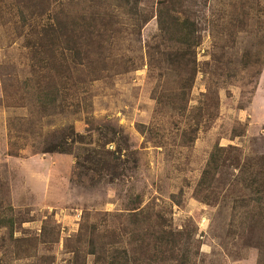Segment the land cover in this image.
<instances>
[{"label":"rangeland","instance_id":"1","mask_svg":"<svg viewBox=\"0 0 264 264\" xmlns=\"http://www.w3.org/2000/svg\"><path fill=\"white\" fill-rule=\"evenodd\" d=\"M158 1L140 0L125 28V0H0V264H68L78 249L99 264L88 238L137 264H175L155 239L162 227L193 232L190 264H264V211L224 187L229 169L197 187L218 144L264 154V0H186L200 44L184 98L183 78L150 63L149 47H171L155 16L144 22ZM69 39L88 54L79 63ZM164 93L191 113L207 103L191 147L190 119Z\"/></svg>","mask_w":264,"mask_h":264},{"label":"trees","instance_id":"2","mask_svg":"<svg viewBox=\"0 0 264 264\" xmlns=\"http://www.w3.org/2000/svg\"><path fill=\"white\" fill-rule=\"evenodd\" d=\"M60 1L61 0H58V2ZM139 2L140 0H125V3L129 5L127 13L130 14L131 21H133L131 22L129 19L126 20L124 25H122L125 26V28L129 27V25H136L134 23L135 20L137 21V18H139L138 13H140L138 8L140 4ZM154 16L157 18L159 29L167 37L166 41L171 43V47L169 49H163L160 45H154L153 48L149 47L148 53L151 58L150 63L165 62L166 68L170 70L171 73H177L183 78V84L179 92V97L184 98L188 91L190 92L193 87L196 72L198 71V64L195 56L197 46L200 44V35L198 33L200 21L198 18H192L190 16L186 7V0H159L155 14H153V16L146 15L144 22L149 21L151 17ZM50 28H54V25H50ZM112 42L114 41L111 40V43ZM66 43L68 44V49L71 51L74 49L69 56L73 62L79 63L81 55H88L85 51L82 54L81 51L76 49L74 44L75 42L70 39L67 40ZM107 46L108 45H106V47ZM40 59L41 61H48L46 57H40ZM40 64L43 65V67L46 66V68L50 69V71H58L55 64L50 65L48 62H41ZM53 75L54 74L49 72L47 74H43L42 76L49 80L53 77ZM59 84L60 82L57 79H52L51 85L53 88L52 91L50 90L49 92L55 93L57 90L56 92L60 93L61 89L59 88ZM40 96H42L44 102L41 100H39V102L45 106H49L47 103L51 104L52 102H55L54 97H52L53 95L50 93H44ZM163 96L164 97L160 100V103L169 100L173 109L181 113L183 117H189V126L187 128H183V139L181 141L182 143H186L185 145H189L191 147L197 138L199 126L204 115L202 109L207 105V103L200 106V108H196L191 113L192 110L188 108V105L176 104L170 94L164 93ZM174 97L176 98V95ZM186 99L187 97L185 100ZM211 115L212 118L215 117L214 113ZM237 150L238 148L233 145H216L210 153L207 164L203 170L202 179L199 181L197 187L204 188L206 186L207 188H210L213 179L218 177L221 174V171L224 172L226 169H229L231 172L230 178L223 182L224 187L228 184L229 187L232 188L239 187L240 190H247L249 193V200H252L256 208L264 211V154L254 156L252 158H242L238 154ZM48 151L54 150L50 149L44 152ZM11 154L18 155L17 153ZM172 197L175 198V196ZM240 197H243V195ZM242 199H244L242 203L236 202L233 209L238 210L244 208V206L248 204L246 198ZM207 201L209 200L207 199ZM132 213H134V218H138L142 215L143 210L134 209ZM237 215L238 213H236L234 217ZM8 221V226L11 227L13 235L14 220L11 218ZM162 230H164V232ZM81 232L80 236L84 237L86 232ZM154 233L155 232L153 231L150 236L155 237ZM83 237L81 240L84 239ZM192 237V231H186L182 228L177 229L173 227L167 229L162 227L159 232V236L155 237V239L158 241L161 248H163L164 244H171L168 257L170 261L177 259L175 264H190L193 258H191V250L188 242L192 241ZM86 243L87 253L93 254L96 262L99 264H137L140 259H131L126 249H124V252L122 253L118 247H115L112 252L109 253V249L105 246V244H98L91 238H88ZM77 251L80 252V249ZM78 252L74 251L73 257L70 258L68 264H81ZM198 252L199 251L197 250L196 254H198Z\"/></svg>","mask_w":264,"mask_h":264}]
</instances>
